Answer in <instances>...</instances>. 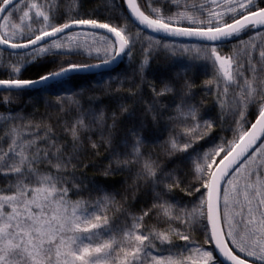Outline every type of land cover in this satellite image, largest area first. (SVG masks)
I'll list each match as a JSON object with an SVG mask.
<instances>
[{
	"label": "snow or ice",
	"instance_id": "6c2138e0",
	"mask_svg": "<svg viewBox=\"0 0 264 264\" xmlns=\"http://www.w3.org/2000/svg\"><path fill=\"white\" fill-rule=\"evenodd\" d=\"M82 6L0 0V264H264V0Z\"/></svg>",
	"mask_w": 264,
	"mask_h": 264
},
{
	"label": "trees",
	"instance_id": "16d2710c",
	"mask_svg": "<svg viewBox=\"0 0 264 264\" xmlns=\"http://www.w3.org/2000/svg\"><path fill=\"white\" fill-rule=\"evenodd\" d=\"M100 3H101V0H83V6H82V8H81V11H87V10H89V9H91V8H95V7H96L98 4H100ZM163 56H164V54L161 53L160 56L157 57V60H154V61H153V67L156 66L158 60H162V59H163ZM79 58H80V57H77V59H79ZM177 59H180V57L178 56ZM89 62H91V61H89ZM120 67L123 68L124 65L121 64ZM36 71H37L36 68H33V69L31 70L32 73H35ZM98 74H99V73H96V74H86V75L89 76V82H91V77H92V75H97V76H98ZM202 79H204V77H203L202 75H198L197 78H196V82H197V84H199L200 81H201ZM0 98H2V97H0ZM16 107H17V106H16L15 104L12 105V108H13V109H15ZM39 108H40V111H43V110H44V104H43V101H41ZM3 110H4L3 107L0 106V111H3ZM218 131H219V129H217V132H218ZM205 146H207V145H205ZM104 163H106V161H105ZM88 174H89V176L94 175V173H93V171H92L91 169H89V173H88ZM119 178H120V177H109L108 180L111 181L112 179H119ZM101 179H103V178H101Z\"/></svg>",
	"mask_w": 264,
	"mask_h": 264
},
{
	"label": "water",
	"instance_id": "95a60500",
	"mask_svg": "<svg viewBox=\"0 0 264 264\" xmlns=\"http://www.w3.org/2000/svg\"><path fill=\"white\" fill-rule=\"evenodd\" d=\"M100 71H102V70H97L96 73H99ZM96 73H93V74H96Z\"/></svg>",
	"mask_w": 264,
	"mask_h": 264
}]
</instances>
